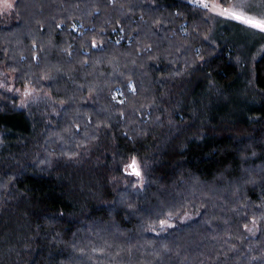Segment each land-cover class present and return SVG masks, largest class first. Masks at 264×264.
<instances>
[{"label":"trees","instance_id":"obj_1","mask_svg":"<svg viewBox=\"0 0 264 264\" xmlns=\"http://www.w3.org/2000/svg\"><path fill=\"white\" fill-rule=\"evenodd\" d=\"M212 28L183 0L0 14V69L49 98L0 89V264H264V51Z\"/></svg>","mask_w":264,"mask_h":264},{"label":"rangeland","instance_id":"obj_2","mask_svg":"<svg viewBox=\"0 0 264 264\" xmlns=\"http://www.w3.org/2000/svg\"><path fill=\"white\" fill-rule=\"evenodd\" d=\"M185 2L197 5L199 7L202 0H183ZM203 2L210 6L207 9L210 21L213 26L212 31L217 32L218 41L222 44H229L237 51L239 57L249 61L255 59L264 51V31L255 28L251 25L245 24L241 20L235 19L230 13L235 12L256 20L264 19V0H229L228 5L222 6L219 0H211ZM15 0H0V14L9 15L14 7ZM204 8V7H201ZM216 28V30H215ZM211 37V36H210ZM0 89L15 93L20 97V106L28 108L42 103L47 105L49 98L46 94H37L30 89H20L14 87V78L11 74L6 73L0 69ZM118 98L119 94L116 93ZM133 160L127 166V171L133 173L134 170L130 166ZM136 168L141 173V167L135 161ZM192 214H185L181 219V223L189 222L193 219ZM171 224L163 223L162 227H170ZM251 232V233H250ZM249 234H254L253 229L249 230Z\"/></svg>","mask_w":264,"mask_h":264},{"label":"snow or ice","instance_id":"obj_3","mask_svg":"<svg viewBox=\"0 0 264 264\" xmlns=\"http://www.w3.org/2000/svg\"><path fill=\"white\" fill-rule=\"evenodd\" d=\"M200 6L204 7V8H208L210 5L206 2H203V0H202ZM230 15L233 16L237 20L243 21L245 24L251 25L255 28H258V29L264 31V19L256 20V19H252V18H246L245 16L238 14V13H235V12L230 13ZM130 166L134 170L133 174L139 176L140 173H139V170L136 168L135 160H133L132 165H130ZM161 223L163 224L165 222L161 221Z\"/></svg>","mask_w":264,"mask_h":264}]
</instances>
